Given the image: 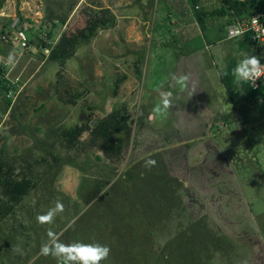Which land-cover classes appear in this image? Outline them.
I'll return each instance as SVG.
<instances>
[{
  "label": "rangeland",
  "instance_id": "obj_1",
  "mask_svg": "<svg viewBox=\"0 0 264 264\" xmlns=\"http://www.w3.org/2000/svg\"><path fill=\"white\" fill-rule=\"evenodd\" d=\"M218 1L199 9L202 31L191 0H0L1 68L22 88L15 101L0 88V154L36 182L0 225V264H57L40 255L49 231L65 243L109 246L101 264H264V136L253 137L248 103L237 110L221 83L219 73L243 56L241 39L224 33ZM108 6L116 25L60 70L41 40L55 45L67 25ZM18 27L26 50L14 40ZM164 97L171 107L154 114ZM261 100L252 99L264 112ZM113 110L128 118L118 164L87 132L74 143L62 137ZM57 201L64 211L54 222H37Z\"/></svg>",
  "mask_w": 264,
  "mask_h": 264
},
{
  "label": "trees",
  "instance_id": "obj_2",
  "mask_svg": "<svg viewBox=\"0 0 264 264\" xmlns=\"http://www.w3.org/2000/svg\"><path fill=\"white\" fill-rule=\"evenodd\" d=\"M202 1L191 0L195 8ZM222 2L224 11H232L236 17H243L253 13L251 9L257 6L258 0H222ZM197 17L201 27L204 28L202 14L197 12ZM116 22L117 19L112 10L103 7L89 15L88 19L80 27L67 25L55 45L46 44L43 40H41V43L50 52L48 58L53 62H57L61 70H63L82 43L93 40L100 30L113 28ZM48 36L52 38V33H48ZM235 66L236 63L233 61L226 70L220 73L221 83L232 102L235 104L240 102L235 92L237 86L243 89L247 98L261 96L263 93L252 90L247 82L241 84L234 82L231 72ZM5 71L6 68L3 69L0 65V73L3 74V77H0V88L8 91L15 86L5 77ZM8 103L10 104V101ZM69 103L72 104V101L70 100ZM127 121V116L121 110H113L105 118L95 122L93 125L85 123L64 131L62 137L67 142L74 143L87 132L89 134V142L103 153L111 163L116 165L121 161L124 154L123 143L117 136L127 131ZM35 187L36 182L28 175H15L14 169L6 164L0 154V225L15 213L17 206Z\"/></svg>",
  "mask_w": 264,
  "mask_h": 264
},
{
  "label": "clouds",
  "instance_id": "obj_3",
  "mask_svg": "<svg viewBox=\"0 0 264 264\" xmlns=\"http://www.w3.org/2000/svg\"><path fill=\"white\" fill-rule=\"evenodd\" d=\"M260 57L252 54H246L236 66L232 69L231 75L236 84L244 82H252L254 85L257 80L264 76V64H261ZM8 63H15V53L10 52ZM171 107V100L168 97L162 99V103L153 109L154 114L163 115ZM152 116H149L151 121ZM157 162L154 159H146L144 168L151 170ZM64 211L62 202L57 201L53 208H50L47 213L36 217L37 222L51 224L54 222L57 215ZM14 251L17 254L23 255V250L17 246ZM111 249L109 246L100 244L99 242L84 243L75 241L65 243L60 236L49 231L47 239L41 243L40 255L52 256L57 264H101L109 258Z\"/></svg>",
  "mask_w": 264,
  "mask_h": 264
},
{
  "label": "built area",
  "instance_id": "obj_4",
  "mask_svg": "<svg viewBox=\"0 0 264 264\" xmlns=\"http://www.w3.org/2000/svg\"><path fill=\"white\" fill-rule=\"evenodd\" d=\"M226 32L229 39L248 37L254 49V55L260 57V47L262 44H264V9L242 18L234 19L231 23L227 24ZM14 40L21 46L23 50H26L29 47L27 34L21 27H18V32H16V35H14ZM47 51L49 52V50ZM0 61V65L4 66V62H2V60ZM260 62L261 64H264V61L261 59ZM0 77H3L2 73H0ZM18 82L19 79L12 82L15 87H11L7 91V96L12 101H15L22 91V88L19 87ZM247 84L252 90L261 91L263 93L262 95L264 96V76L257 80L254 85L250 81L247 82Z\"/></svg>",
  "mask_w": 264,
  "mask_h": 264
},
{
  "label": "crops",
  "instance_id": "obj_5",
  "mask_svg": "<svg viewBox=\"0 0 264 264\" xmlns=\"http://www.w3.org/2000/svg\"><path fill=\"white\" fill-rule=\"evenodd\" d=\"M205 1H208V0H203L202 2H200L198 4V7H196V8L193 6L195 11H196V18H197L198 24H200V25H201V23L198 20L197 12L201 13L202 17H204V15L207 13L206 11L205 12H203L202 10H201L202 12L199 11V9H203V2H205ZM218 2H222V0H220ZM222 6H223V2L221 3L220 9H219V13H220L221 16H227V24L231 23L236 18H242V17H236L234 12H232V11H230V12L224 11ZM108 8H110L113 11V13H115V9L112 6H108ZM261 10H263V9H258V7L256 6L255 8L251 9V12L255 13V12H258V11H261ZM223 11L226 12V13H224ZM115 16H116V14H115ZM245 16H247V15H245ZM227 24L224 27V33L226 31ZM202 31H206V29L202 28ZM239 38L241 39V43H240V47H239V52L241 53L240 56L244 57V55H246L245 54L246 47L248 46L250 48V50L253 49V47H252V44H251V42H250L248 37H239ZM245 45H246V47H245ZM15 51L18 52V50H15ZM253 51H254V49H253ZM248 54H250V53H248ZM219 77H220V73H219ZM258 97H262L261 101H262V105L264 106V96L261 95V96H258ZM258 97H251V98L245 97L244 99H242L239 102L238 107H237V110H238V108L240 107L241 104L246 103V102L248 103V109H247V111L245 113L246 120H247V125H248V128H250L252 130L253 137H255L257 140L260 137V135L264 136V112H262V110L257 106V104L252 101V99H257ZM65 104L67 105V102ZM263 164H261V166H263Z\"/></svg>",
  "mask_w": 264,
  "mask_h": 264
}]
</instances>
